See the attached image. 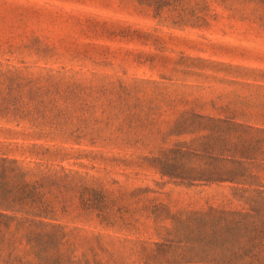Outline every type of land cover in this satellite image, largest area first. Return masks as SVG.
<instances>
[{
    "label": "rangeland",
    "instance_id": "374dc122",
    "mask_svg": "<svg viewBox=\"0 0 264 264\" xmlns=\"http://www.w3.org/2000/svg\"><path fill=\"white\" fill-rule=\"evenodd\" d=\"M194 3L203 23L176 27L174 14L155 17L144 0H0V141L9 155L128 191L99 224L76 209L72 191L64 196L57 221L82 230L73 264H202L163 262L174 252L156 245L163 240L128 194L155 189L172 211L222 201L224 188L160 175L157 159L177 144L195 154L182 159L188 166L228 160L264 184V0H188L186 11ZM191 113L235 124L174 128Z\"/></svg>",
    "mask_w": 264,
    "mask_h": 264
},
{
    "label": "trees",
    "instance_id": "16d2710c",
    "mask_svg": "<svg viewBox=\"0 0 264 264\" xmlns=\"http://www.w3.org/2000/svg\"><path fill=\"white\" fill-rule=\"evenodd\" d=\"M144 2L155 17L163 12L174 14L173 26L203 23V16L197 15L203 10L198 3L186 11L188 0ZM177 4L184 7L176 9ZM207 122L235 124L231 117L191 113L177 119L174 128L190 133L204 129ZM91 139L96 142L102 136ZM189 155L195 154L185 145L167 149L157 159L160 175L177 179L173 183L178 186L224 188L227 194L222 201L172 211L155 196L160 194L155 189L136 186L128 193L139 203L134 210L146 214L153 234L163 240L156 245L174 252L163 262L264 264V184L260 177L246 169L229 168L228 160L210 169L191 167L182 162ZM71 191L76 209L94 215L98 224L128 192L108 190L87 172L10 156L0 141V264H73L70 259L81 246L77 233L82 230L57 221L58 213L67 211L64 196Z\"/></svg>",
    "mask_w": 264,
    "mask_h": 264
}]
</instances>
